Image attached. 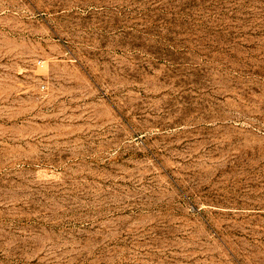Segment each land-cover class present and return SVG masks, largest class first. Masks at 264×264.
Here are the masks:
<instances>
[{
    "label": "rangeland",
    "instance_id": "obj_1",
    "mask_svg": "<svg viewBox=\"0 0 264 264\" xmlns=\"http://www.w3.org/2000/svg\"><path fill=\"white\" fill-rule=\"evenodd\" d=\"M0 264H264V0H0Z\"/></svg>",
    "mask_w": 264,
    "mask_h": 264
}]
</instances>
